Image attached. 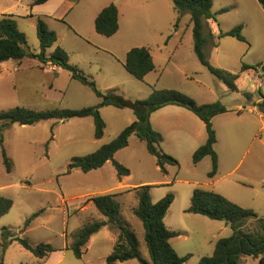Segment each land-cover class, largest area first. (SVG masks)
Listing matches in <instances>:
<instances>
[{
  "label": "rangeland",
  "instance_id": "obj_1",
  "mask_svg": "<svg viewBox=\"0 0 264 264\" xmlns=\"http://www.w3.org/2000/svg\"><path fill=\"white\" fill-rule=\"evenodd\" d=\"M68 1L75 5L64 14ZM34 2L0 0V18L2 14H12L19 30L27 37L30 55L24 59L26 66L30 62H40L34 55L41 51L37 22L42 17L58 35L55 46L47 49V56L57 46L63 47L69 54L70 63L90 76L103 92L118 89L126 99L145 100L154 89H174L192 97L199 105L219 101L235 113L237 104H246L249 98L260 99V90L264 94V9L258 0H213L215 19L204 21L203 34L207 38L204 51L209 62L233 74H240L237 85L244 93L232 91L199 61L194 51L191 15L185 13L179 16L172 0H49L44 4L33 5ZM163 2L168 5V10L163 7ZM111 3L120 8L121 24L115 35L105 37L96 32L95 19L97 11ZM240 25L246 41L233 36H220ZM135 47L148 48L154 59L156 69L144 81L134 78L124 68L127 53ZM8 62L14 64L16 61ZM244 64L251 66L253 72L258 71V75L243 74ZM23 77L27 84L22 89L24 97H15L11 88L6 87L4 81L0 82V113L16 107L36 111L82 109L101 102L90 87L73 79L65 69L59 75L26 71ZM258 77L262 81L260 85L254 84ZM52 78L55 88L59 89L52 91L51 98L38 100L37 97H31L36 87L41 91L45 89L43 95L50 94L46 87ZM170 108L186 112L193 119L190 122L178 113L163 115V111L151 115L153 128L163 136L160 148L178 161L176 165H167L165 173L158 167L156 158L148 152L146 143L136 135L131 136L129 145L114 157V160L130 170V175L119 178L111 161L88 173L80 169L68 173V165L74 157L94 153L135 121L134 111L129 108L105 106L100 109L106 125L101 139L95 138L92 117L58 123L54 119L44 120L34 125L14 124L3 128L0 140L7 151L11 171L6 169L0 145V195L11 199L13 207L0 222L12 225L13 232L19 234L26 232L29 226L33 227L28 236H20L27 238L32 245H37L36 241L62 245L67 241L66 235L72 243L73 235L85 223L106 220L90 199L106 193H122L117 197L121 203V217L137 234L143 257L151 261L142 221L134 214L139 203L137 192L126 191L154 185L151 189L153 202L170 192L175 196L166 223L170 228L181 231V235L173 238L172 246L180 256L191 255L184 264H198L202 257L211 256L214 248L207 239L209 227L206 223L212 221L208 217L184 213V209L191 204L189 191L192 188H205L203 183L210 179L211 158L206 157L201 165L195 166L190 152L191 147L201 143L198 134L207 138V131L194 114L181 107ZM257 111L263 114L258 107ZM256 120V124L251 125L252 131H247L245 135L250 140L257 136L254 144L260 146L264 153V117L262 121ZM197 122L201 127L199 129L196 128L199 127ZM217 122L214 129L219 137L220 169L221 173H226L229 166L236 164L246 150L240 146L245 136L241 138L234 123L232 135H226L223 122ZM226 154L230 161L223 164ZM249 159L248 155L245 165L231 178H237L242 168L249 164ZM256 174L264 177V159L261 166L256 168ZM122 179L124 182H121ZM120 184L126 186L118 187ZM256 190L261 192L262 189L259 187ZM257 205H261V201ZM37 212L39 215L23 231L26 220ZM260 214L263 215L262 212ZM254 227L255 222L250 220L245 229ZM92 237V247L86 248L82 257H76L69 250L63 264H106V256L111 254L116 243L117 232L106 225ZM15 247L21 248L19 245ZM15 247L11 249L14 259L30 254ZM28 261L29 258H24L25 263ZM117 264L141 263L134 259Z\"/></svg>",
  "mask_w": 264,
  "mask_h": 264
},
{
  "label": "trees",
  "instance_id": "obj_2",
  "mask_svg": "<svg viewBox=\"0 0 264 264\" xmlns=\"http://www.w3.org/2000/svg\"><path fill=\"white\" fill-rule=\"evenodd\" d=\"M49 0H35L33 5H40ZM174 9L182 16L190 13L193 24L194 51L199 61L217 78L222 80L232 91H238L237 80L240 74H233L227 70L213 66L204 51L207 38L203 34L204 21L214 18L212 12L213 0H172ZM264 9V0H258ZM0 18V64L9 60L21 61L30 55L26 35L21 32L12 14H2ZM179 21V20H178ZM178 21L176 26L178 25ZM119 10L114 3L106 6L95 19V30L105 37H112L119 31ZM37 36L40 41L41 51L34 55L42 64L52 63L71 73L73 79L92 89L101 102L92 107L82 109H54L36 111L24 107H16L12 110L0 113V131L14 124L34 125L44 120H55L56 123L64 122L73 118L92 117L95 124V138L101 139L106 128L101 116L100 109L105 106L117 108H129L134 111L136 119L126 127L118 137L108 144L103 145L92 154L83 157H74L68 165V173L75 169L88 173L103 167L111 161L119 178L130 175V170L114 160L115 154L129 145L131 136L136 135L146 143L148 152L156 158L158 167L166 172L167 165H176L178 161L165 153L160 145L163 142L162 134L155 130L151 124V115L168 105L183 107L200 120L206 126L207 140L193 154V164L198 165L206 157L212 160V170L208 177L213 179L218 173L219 158L215 150L217 134L213 127L212 119L220 114L228 112V109L219 101L199 105L192 97L174 89H154L145 100H129L122 96L118 89L101 91L96 82L83 70L70 63L68 52L61 46L47 56V49L55 46L58 35L51 30L46 21L40 17L37 22ZM220 36H233L240 41H246L242 35V26L221 33ZM126 71L134 78L144 81L145 77L155 70V63L150 50L146 47L132 48L126 56L124 63ZM252 68L243 65L242 71ZM249 98V94L246 93ZM261 101L256 104L264 114V94L260 90ZM3 161L8 172L11 171L10 160L7 151L0 140ZM154 185H144L128 190H136L139 200L134 214L144 227V239L151 261L143 257L140 250V240L130 227L125 224L121 217V203L117 200L119 193H106L92 197L90 200L98 211L106 217V220H94L85 223L73 235V241L68 246L76 257H82L91 237L99 232L104 226L117 232V241L113 251L106 258V264H116L138 260L141 264H184L191 255L180 256L171 244V239L180 235L171 230L165 218L175 200L173 193H168L157 202H153L151 189ZM13 207V201L0 195V218L9 213ZM187 213L199 214L211 220L225 221L232 229L229 237L219 239L215 244L211 256H204L198 264H241L243 256L260 260L264 264V217L259 216L253 209L245 208L229 200L222 194L204 188H195L191 197V204ZM39 212L29 217L23 231L30 225ZM255 222L254 229L246 230L248 221ZM17 241L26 250L42 259L57 249L49 243L32 245L25 237L17 236L9 228H3L0 247V264H4V253L7 247Z\"/></svg>",
  "mask_w": 264,
  "mask_h": 264
},
{
  "label": "crops",
  "instance_id": "obj_3",
  "mask_svg": "<svg viewBox=\"0 0 264 264\" xmlns=\"http://www.w3.org/2000/svg\"><path fill=\"white\" fill-rule=\"evenodd\" d=\"M74 5H75L74 2H70V1L66 2L63 13L65 14V12H67L69 10V8L71 9ZM163 7L166 10H168V5L166 4V2L165 3L163 2ZM102 9H103V7L97 11L96 17L102 11ZM118 10H119V23L121 24L120 8ZM120 24H119V26H120ZM119 29H120V27H119ZM24 59H22L21 61L14 60V61H16L14 64L10 63L8 61L0 64V82L4 81L6 83V87L11 88V92L13 93V95L15 97L23 96V94H25L22 91V89H23V87L26 88V86H27L26 79L24 81V77H23L26 71L27 72L38 71L41 74H45V75H54V74L59 75L61 73V71L63 70V68H61L57 65H54L50 62L47 64H42L40 62H34V63L30 62L26 66ZM253 71L254 70L252 68H249V69H246L243 72V74L246 75V74L253 73L255 75L256 74L258 75V73H259L258 71H255L256 73ZM53 81H54V78H52L50 80V85H48L46 87L47 90H50L49 91L50 94L46 93L45 95H43L45 89H43L41 91L36 87V89H34L33 92L30 94L31 97L32 98L37 97L38 100H48L49 98H51L52 97V91L53 90L56 91L59 89V88H55ZM261 83H262V81L259 77L254 80V84H256V85H260ZM237 92L238 93H244V91L241 90L240 86H238ZM260 101H261V98L257 99V100L249 98L247 100L246 104H237L236 105V110H237L236 113L232 112V110L227 108L228 112L217 115L212 119L213 127H215L214 124L217 121L223 122L224 129H226L225 134L229 135V136L232 135L231 127L233 126V123H234V126H235V124H237V127L239 129L238 134L241 136V138H243L242 137L243 135L245 136L244 143L240 146H242L241 148H244V149L246 148V150L241 154V157L238 159V162L236 164L229 166V168L227 169L228 172L221 173V169H220L221 160H220V154L218 151L219 137H218V133L216 130L217 144L215 145V147H216L215 150H216V152L218 154V158H219V166H218L219 172L217 173V175L213 179H209L208 180L209 182H205L203 184L205 186L204 189L216 191V192L222 194L223 196L227 197L229 200L237 203L238 205L245 207V208L253 209L259 216L264 217V193L262 194V190H264V187H263L264 186V177H262V176L259 177L256 174V168L258 166H261V162L264 159V153H263L262 149L260 148V146H257L254 144L255 140L257 139V136H253V139L250 140V138L247 139V134L245 135V133L247 131H248L247 133H249V131H252L253 127L251 125L256 124V121H257L256 119H258V121H262V117H264L263 114H261L257 111L256 104ZM170 107H178L179 108L180 106L168 105V106L161 108L158 111L159 112L163 111V115L168 114V113H178L181 118H187L190 122L193 119L186 112H183L180 110H174L175 108H170ZM181 108H183V107H181ZM166 109H169V110H166ZM183 109H185V108H183ZM185 110L189 111L187 109H185ZM158 111H156V112H158ZM189 112L192 113L191 111H189ZM230 115H232V116H230ZM197 125L199 127L196 126V128H198V129L201 128L200 124L198 122H197ZM202 126L204 129H206L204 122H203ZM262 126L264 127V122H263ZM236 130H237V128H236ZM239 131H240V133H239ZM199 132H200V130H199ZM198 138H201V143H196L195 146L191 147L190 152L192 154H194V152L200 146L205 144V142L207 140V138L200 136V133L198 134ZM247 143H248V145L245 146ZM238 144H240V142H238ZM250 149H253V151L251 152ZM248 155L250 156L249 164L244 166L245 167L244 169L242 168L241 173L237 176V178H234V179L231 178V177H233V174L242 167V165H245V160H246ZM206 159H203L199 163V165H201ZM229 161H230V158H229L228 154H226L225 158L223 159V164H228ZM121 182H124V180L122 179ZM125 186H126V184H120L118 187L123 188ZM259 187L262 189L261 192H258L256 190ZM131 189H133V188H131ZM131 189H129V190H131ZM193 190H194V188H192L189 191L191 197L193 194ZM261 196H262V198H261ZM260 201H261V205H257L258 202H260ZM188 208L189 207L184 209V213H187L186 210ZM261 212L263 215L260 214ZM195 215H199V214H195ZM201 216L203 217V215H201ZM3 217L0 218V221H2ZM204 217H206V216H204ZM166 219H167V216L165 218V222H166ZM210 221H212V222L206 223L207 226L209 227L207 239L211 242V244L213 245V248L215 249L216 242L221 238L229 237L232 234V229L230 228V226L225 221H217V220H211V219H210ZM167 226L170 228L169 225H167ZM3 228H9L12 231L14 230V229H12L13 228L12 225H8V223H6V222H0V239H1V234H2ZM32 229H33V227L29 226L28 229L26 230V232H23L21 234L14 233V232L13 233L19 234L18 236H22V235L28 236V233ZM170 229L179 232L181 235V231H179V229H172V228H170ZM187 230H189V229H187ZM65 238L67 241H65L62 245L57 246V245H53L52 243H50L57 250L48 254L46 257H44L42 259L37 258L33 253L26 250L17 241H13L5 250L4 264H63L65 259H67V257H68L67 256L68 255L67 253L69 251L68 246L71 243V241L69 242L67 235ZM172 240H173V238L171 239V244H172ZM116 241H117V239H116ZM44 242H46V241H40V242L36 241V243H38V244L44 243ZM92 243H93V237H91V239L89 240L86 248H91ZM16 245H19L21 248L15 247ZM13 247H15V249H18V250L23 249L24 251H26V253L29 252L30 254H23L24 255L23 258H15L14 259L13 256H11L12 255L11 249ZM0 253H1V247H0ZM24 258L25 259L29 258V261L25 263ZM117 263H121V262H117ZM241 264H260V260L254 259V258L248 257V256H243L241 259Z\"/></svg>",
  "mask_w": 264,
  "mask_h": 264
},
{
  "label": "water",
  "instance_id": "obj_4",
  "mask_svg": "<svg viewBox=\"0 0 264 264\" xmlns=\"http://www.w3.org/2000/svg\"><path fill=\"white\" fill-rule=\"evenodd\" d=\"M262 69H263V71H264V66H263V68H262Z\"/></svg>",
  "mask_w": 264,
  "mask_h": 264
}]
</instances>
